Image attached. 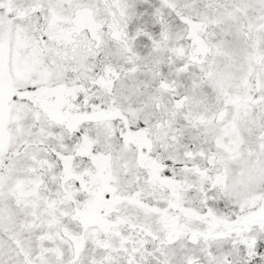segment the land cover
<instances>
[{
	"label": "snow or ice",
	"instance_id": "6c2138e0",
	"mask_svg": "<svg viewBox=\"0 0 264 264\" xmlns=\"http://www.w3.org/2000/svg\"><path fill=\"white\" fill-rule=\"evenodd\" d=\"M0 264H264V0H0Z\"/></svg>",
	"mask_w": 264,
	"mask_h": 264
}]
</instances>
